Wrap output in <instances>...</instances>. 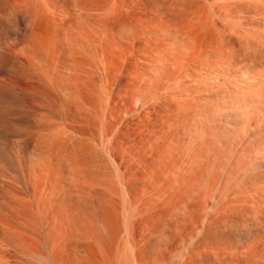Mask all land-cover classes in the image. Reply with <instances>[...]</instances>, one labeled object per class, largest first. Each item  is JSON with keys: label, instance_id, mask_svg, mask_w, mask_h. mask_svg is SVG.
Here are the masks:
<instances>
[{"label": "rangeland", "instance_id": "rangeland-1", "mask_svg": "<svg viewBox=\"0 0 264 264\" xmlns=\"http://www.w3.org/2000/svg\"><path fill=\"white\" fill-rule=\"evenodd\" d=\"M55 1L57 3L58 0H52V3H53L52 5L54 6L55 9L57 7V10H58L62 6V2L60 3V1H59L56 4ZM157 1H155L153 3V6H152V10L154 13V14L152 13L154 27H155V25L157 27V26H160L161 24L166 23V20H164V18H166V15L168 13L170 15L171 14L179 15L181 12H182L181 14H183L184 9H185L184 12H187V13H189L188 11L191 10L190 11L191 13H193V11H194L193 14L200 13L199 15H201L202 17H204V18L207 17L205 20L207 21L208 25L210 23H211L210 25H213V26H211V29H212L211 32L214 35V36H212V35L211 36L213 38H215L216 35H217V37L219 36L218 38H220V37L223 38V36H221V35H224V43H223V46L221 44V48H224L225 50L222 49L221 50L222 52H220L221 53L220 55L215 54V55H213L214 57L212 56L213 58L209 57L211 59V61L209 58H207L205 61L204 60L199 61V63L198 62H196V63L191 62L192 63L191 64V63H188L186 60H184V56L182 54V49L180 48L181 47L180 41H177L176 39L174 40V38H172L171 36H168V38H167L166 35H168L169 33L164 34V35L155 33L156 36L154 35L153 38L156 40H155V42L153 41V44L154 43L155 44L152 46V49H153L152 52L153 53L151 52V55H150L151 56V62H150V66H149L150 69L149 70H146L145 65H144L145 64L144 62H146V61L143 58L144 53H141V50H143V49L139 48V50H137V51L138 52L140 51V52L138 53L136 51L137 53L135 52L133 54L136 59L131 63L130 72L132 74H134V76L140 77L139 78L140 82L141 81L145 82L143 84L140 83L139 89L141 91L138 90V93H137L138 95H136L134 99H131L128 102L126 101V102L120 103V105L122 107L119 105L118 109H113V107H111L112 106L111 100L108 98V94H109L108 92L109 91H108L107 84L105 85V83H106L105 77H101V78L99 77L96 80V83H97V84L95 83L96 84V91L98 93H97V96H94L95 98H93L94 100L92 101V105H91V107H93L92 110H93L94 114L96 115V117L94 114H92L90 116V119H89L90 123H92V121H91L92 118H94V120H93V125L91 124L92 127L91 126L86 127L88 130L86 128L84 129V126H86V125H84V126L81 125L80 127L82 129L77 128L75 124H73L74 125L73 126L72 123L70 122V117L66 116V112L64 111V109L60 108L57 105H54V106L48 108L46 111L45 110H39V111L33 110V109L28 108L27 106L24 107V105H28V103L21 100L20 96H17L18 95L17 91H14L12 93V90H10V88L7 89L6 87H4L5 84H3V87H2V84H1L2 88L0 90V93H1L0 98L2 97L1 98L2 100L0 99V108H1L0 109V264H21V263H23V264H54L52 262L53 259H52L51 248H50L51 247V239L54 237V234H52L53 232L51 230L52 226H50L52 224L48 223L50 225H48V224L45 225L44 223H42L40 218L37 217L40 215V214H38L37 211H40V210L45 211L46 210V214H47V212L50 210L51 207H53V205L56 207L60 206L59 209H64V207H63L64 205H62V200L64 201L66 199L63 197L62 194H63V191L65 190L66 186H69L72 188V185H73V187H75V185H77V186L80 185L79 187L84 186L83 188H86V190H91V191H86V192H88L86 194L89 195V196L86 195L87 196V203H89L88 207H90L92 205L91 209L94 208V210H95L97 203L103 204V202H104V204L108 205V207H111L112 209L114 208L113 209L114 213L116 212V209H117V211L119 210L115 214L116 217L118 216L117 218L120 220L117 238L112 239L110 237V234L108 233L107 229L105 230L102 225L99 227L97 226V230L99 232V235H101V237L104 236L103 239L105 238L104 240H107L106 242H108V245H110L109 247L112 250L111 252H112L113 256H111L109 264H116L117 262H118L117 264H124V261H125V264H136V259L138 258L139 255H142L141 256L142 257L141 264H146V263L147 264H154V263L155 264H184V263L185 264H223V263L224 264L225 263L226 264H234L233 259L234 260L239 259L240 260L239 264H260L259 262H261V261L264 262L263 261L264 260V236H263L264 235V228H263L264 227V225H263L264 224V207L261 206V205H264V198H263L264 197V194H263L264 193V105H263L264 102H260V104H259L256 101L258 97L259 98L261 97V99L264 97V95H262V94H264V89H263L264 84H262L261 80H260V79H262V78H260V74H261L262 70L260 69L261 71L258 72V71H254V69L252 70V68H250L252 66L249 63H251V60L253 59V54L251 52H248V51L241 49V47H240L241 45H239V42L241 40H238V39H241V37L238 38L236 36L238 38L237 39L238 44H237L236 40H235L236 37L234 36L235 33H236V35L239 33L240 34V35L238 34L239 36L246 34L245 36H248V38L251 37L250 42L254 43V40L256 43L259 42V39H260L259 33L261 32V28H263V26H264V21H263L264 12H262V11H264V7H263L264 3L263 4H260V3L264 2V0H262V2H260L261 0H258L259 4L257 6H256V4L258 3L257 0H247V1L241 0V2H240V0H200V1L197 0L198 2H196V0L195 1L191 0L192 2L190 0H181V2H178L180 0H178V1L177 0H174V1L173 0H165L164 2L161 0L162 4L159 3V1L158 2ZM166 1H167V3L170 1L169 4L171 6L170 5L168 6V4L165 3ZM12 2H16V1L15 0H3V1L0 0V58H1L0 59V83L4 82V83H8L9 85L11 83V82L10 83L8 82L9 79H12L14 77L12 66H14L13 68H15V66L18 64V63L17 64L11 63V60H12V62L17 61V59L15 60V55L23 53V50L25 49L24 47H26V43H24V39H25V42H27V40H26L27 36L25 37L26 32H27V30H26L27 21L24 18L22 19L21 16L20 17L17 16V14L15 13V10L13 9L14 8L13 6L15 3L12 4ZM194 2L198 3L199 7H197L198 4H196V3L194 4ZM206 2H207V4H206ZM158 3H159V5H158ZM178 3H180V4H178ZM254 3H256V4H254ZM164 4L166 6H164ZM172 4H175V5H172ZM252 4L255 8L252 6ZM203 5H204V7L206 6L205 9H204ZM245 5H248V7ZM261 5H263V6H261ZM167 6H168V8H167ZM173 6L174 7L176 6V7L174 8ZM194 6H195V8L197 7L198 10H197V8L194 9ZM249 6L253 7V8H250ZM245 7H247V8H245ZM187 8H188V10H186ZM190 8H192V9H190ZM200 8L202 9V10H200V11H202V13L199 11ZM207 8L209 9V12L212 11L213 16H212L211 12L210 13L208 12ZM167 9H168V11L169 10L170 11L168 12ZM173 9H174V11H173ZM176 10H178V11H176ZM180 10H181V12L179 13ZM257 10L260 12H255ZM174 12H176V13H174ZM224 12L226 14L227 13L228 14L225 15ZM160 13H162L163 15ZM164 13H165V15H164ZM239 13H240V15H239ZM223 14L225 15V17ZM262 14H263V16H262ZM258 15L262 16V19ZM209 17H211L213 20H211V18L208 19ZM257 17H259V19ZM225 18L227 19V21ZM166 19L168 21V23H166V24H168L170 26V28H168V30L169 29H170V31L174 30V28L172 27L173 22H171L169 20V18H166ZM207 19L211 20V21L208 22ZM217 19H218V21H217ZM231 22H233V23H231ZM235 22H237V23H235ZM262 23H263V26H262ZM231 24H233V26H231ZM225 25H227V26H225ZM218 26H219V28H218ZM214 27H215V29H214ZM227 27L232 33L227 29ZM213 30L216 31V34H214L215 31H213ZM242 30H243V32L245 30L246 31L244 33H241ZM23 32L25 33V35ZM217 32H218V34H217ZM228 33L230 34V36ZM232 34H234V35L231 36ZM253 34H256V35L259 34V35L257 37L256 35H253ZM162 35L167 38V41L164 40L166 38H164V39L162 38L163 37ZM159 36L161 38H159ZM244 38L245 37H243V39ZM248 38H246V39H248ZM161 39H162V41H160ZM243 39H242V41H243ZM158 40H159V43L157 42ZM173 40L175 43L172 42ZM163 42H165V43H163ZM176 42H178V43H176ZM260 42H262V40ZM171 44H172V46H171ZM238 45H239L240 49L238 48ZM161 48H162V50H161ZM156 49H158V50H156ZM235 50H237V51H235ZM226 51H227V53H226ZM222 53H223V55H222ZM228 53L230 55L232 53V55L230 56ZM162 54H163V56H162ZM233 55H234V57H233ZM219 56H221V57H219ZM17 57H19V55ZM156 57H158V58H156ZM247 57H249V58H247ZM219 58H221V61ZM223 58H225V59H223ZM214 59H217V61L216 60L214 61ZM222 59L225 60L224 61L225 64L222 62ZM249 59H250V61H249ZM186 62H187V64H186ZM39 65L41 66L42 64L38 63L37 66H39ZM216 65H217V67H216ZM221 66H223V67H221ZM241 66H242V68H241ZM218 67H219V69H218ZM249 69H251V70H249ZM256 70H258V69H256ZM226 71H227V73H226ZM210 72L212 75L210 74ZM240 72L241 73L243 72V74H247L248 76L246 75V77H249L250 76L249 73H250L251 74V77H249L250 79H247L246 77L243 78L242 77L243 75L241 74L242 75L241 76ZM257 72H258L259 76H258V74H256ZM238 75H240L241 77ZM255 78H257L258 80ZM209 79H210L211 83L209 82ZM1 81H3V82H1ZM203 82H204V84H203ZM208 82H209V84H208ZM11 84L13 86V83H11ZM141 85H142V87H141ZM102 87L105 90V92L102 89ZM178 94L180 95V97ZM214 94H216V95H214ZM256 94H258L259 96ZM253 95H256L258 97L256 98V96H253ZM17 97L19 98V100ZM175 97H176V99H175ZM137 98H138V101H137V104H135L134 102H135V99H137ZM107 99H108V101H107ZM140 99H141V101H140ZM142 99H143V101H142ZM104 101H106V103ZM261 101H264V99H262ZM21 102H22V104H21ZM174 102H175V104H174ZM179 102L180 103L182 102V103L180 104ZM169 104H171V105L169 106ZM177 104H179V105L177 106ZM261 104L263 105L262 106L263 108L260 106ZM96 108H97V110H96ZM109 110H111V112H109ZM98 112H99V114H98ZM22 114H24V115L22 116ZM129 114H130V116H129ZM39 115H40V117H39ZM42 115H44V116H42ZM25 116H27L29 119L26 118ZM123 116H124V118H123ZM145 116H146V118H145ZM48 118L52 119V124H51V121L48 120ZM26 119L28 120V122ZM57 119L58 120L60 119V120L58 121ZM101 119H103V120H101ZM99 120H101V121H99ZM43 121H44V123H48V124L45 125L43 123ZM95 123H96V125H95ZM36 124L38 125V127L36 126ZM49 125H51V126H49ZM58 125H60L61 129H58L55 132L54 128H52V127L58 128V127H56ZM71 125L75 129L72 128ZM113 125H115V126H113ZM44 126L46 127V129ZM39 128L42 130L40 131ZM76 128L79 129V131ZM49 129H50L51 133L54 132L56 134L52 133L53 134L52 135L51 133H49L50 132ZM32 130H34V131H32ZM44 130L49 131V132L47 133L45 131L46 132L45 133ZM52 130H54V131H52ZM82 130H84V131H82ZM67 131H69V133ZM21 132H22V134H21ZM60 132H62V133H60ZM63 132L65 135L66 134H68V135L65 136L63 134ZM33 133H34V135H33ZM43 133H45V136H48V137L53 136L54 138H56L57 141H59L62 138L58 142V143L61 142L60 143L61 145L60 144H58V145H60V149H61L60 152H63L64 154L60 153L59 156L61 155V158L63 159L64 155L66 156L68 154V151H69L70 154L72 153L75 155L74 156L75 158H73L71 160H74V159L75 160L69 161L68 158H69L70 154H68V156L66 157L67 160H64L63 163H59L60 161L59 162L58 161L53 162L51 169L49 170L48 174L47 173L40 174L38 172L39 169L37 170L38 165L36 164L38 159L36 157L37 160L36 159L34 160L35 156L33 154L35 152V150H34V147L36 144L35 142L41 140V136H42V138H44ZM36 134H39V135H36ZM103 134H104V136H103ZM32 135L35 136L36 141H35L34 137H32ZM56 135H58V137H59L58 139H57ZM69 135L70 136L73 135V136L70 137ZM111 135H113V136H111ZM76 136H77V139L81 138V137L83 139L77 140ZM95 136H97V137H95ZM37 137H39V138H37ZM108 137L109 138L111 137V138L109 139ZM66 138H68L67 140L70 141V142L68 141L69 143L67 142V144L65 141ZM63 139H64V141H63ZM84 139L86 141L87 140L90 141V143H93L94 146H96V144L98 146L94 147L93 144L91 145V144L87 143L88 141L86 142ZM99 139H101V141ZM104 139L106 140V142ZM20 140H21V142H20ZM57 141H56V143H57ZM76 141L79 143V145L76 143ZM15 142H16V144H15ZM63 142H65V143H63ZM72 142H75V145H77V149H76V146L74 145V143H72ZM85 142L88 144V146H90L89 148L87 147V144H85V145L82 144ZM64 144L66 145V147ZM104 144H105V146H104ZM31 145L34 147H32ZM92 146H93V148H92ZM67 147H68V149H67ZM84 147L86 149H84ZM31 148H33V149H31ZM62 148H64V150H62ZM79 149L81 151V154H79L80 152L77 153L79 151ZM89 149H91L92 152H91V150L89 151ZM93 149H94V151H93ZM96 150L97 151L99 150V152H98L99 154L97 153ZM100 150H101V152H100ZM64 151H66V154ZM84 151H85V153H84ZM62 154H63V156H62ZM85 154H87V155H85ZM92 154H94L95 156ZM80 155L83 156L82 159L81 158L77 159V157H81ZM98 155H99V157H98ZM106 156H108V157L105 158ZM72 157L70 156V158H72ZM90 157H92L94 159H92ZM101 158H103V159L105 158L106 160L105 159L103 160ZM80 159H81V161H80ZM107 159L108 160L111 159L110 160L111 163L108 162ZM84 161L86 163H84ZM88 161H89V163H88ZM103 161H105L104 164H103ZM39 162H40V159H39ZM79 162H81L82 165L79 164ZM112 162L115 164V166H114V164L112 165ZM73 163H75V164H73ZM106 163H108V164L106 165ZM69 164H70V166H69ZM110 164H111V166H110ZM102 165H104V166H102ZM182 165H183V167H182ZM195 165H197V166H195ZM72 166L73 167L75 166L76 168L79 167V169L76 170V168L74 169ZM92 166L94 169L92 168ZM187 166H188V168H187ZM70 167H72V168H70ZM114 167H116V168H114ZM100 168L103 171L100 170ZM111 168H113V169H111ZM68 169H70L71 171H69ZM114 169H115V171H114ZM116 170H117V172H116ZM107 171H108V173H107ZM166 171H167V173H166ZM185 171H187V172H185ZM82 172H83V174H82ZM189 172H190V174H188ZM72 174H75V175H72ZM79 174H80V176H79ZM170 174H172V175H170ZM175 174H176V176H175ZM81 175H82V178H81ZM89 175H90V177H89ZM166 175H168V176L166 177ZM15 176H17V177H15ZM113 176H114V178H113ZM147 176H148V178H147ZM40 177H42V179H40ZM83 177H85V178H83ZM91 177H93V178H91ZM74 178H76V179H74ZM104 178L106 179V181ZM183 178H184V180H183ZM70 179H71V181H70ZM107 179H112V181L109 180V182H108ZM142 179H144V180H142ZM177 179H179V180H177ZM187 179H190V180H187ZM80 180L84 184L78 182ZM163 180H164V182H163ZM97 182L100 184V186H99V184H96ZM105 182H107L108 184L112 183L111 185L114 187H112L110 185L111 187L109 186V189L110 188L113 189L112 192H115L116 196L114 195V193H112V195L108 193V191H107L108 190V188H107L108 184H106ZM187 182L189 183L188 185H187ZM155 183H157V184H155ZM195 183H197V184H195ZM202 183H203V185H202ZM223 183L225 185H223ZM85 184L88 186H86ZM101 184L102 185L104 184L103 186H105V187L107 185V187L104 188ZM152 184H154V185H152ZM236 184H237V186H236ZM92 185H93V188L96 185L95 186L96 188H97V186H99L100 188L103 187L105 190L102 188L101 189L102 192H100L101 194L99 193V191L97 193V190L99 188H97V189L95 188L92 190V187L89 188V186H92ZM116 185H118V187ZM167 185L169 188H167ZM186 186H188V187L185 188ZM204 186L206 189L204 188ZM223 186H225L224 189H223ZM120 187L122 189H120ZM152 187H154V188H152ZM163 188L164 189L166 188V189L164 190ZM208 188H210V190ZM213 189H214V192H213ZM239 189H240V191H239ZM18 190H20V191L18 192ZM116 190H118V191L116 192ZM121 190H123V191H121ZM159 190H160V192H159ZM92 191H94V192H92ZM103 191H104V193H103ZM163 191H165V192H163ZM208 191H210V193ZM107 193H108V195H107ZM120 193L122 194L123 197H120ZM249 193L250 194L252 193V194L250 195ZM11 194H12V196H11ZM150 194H152V195H150ZM15 195H17L16 196L17 199H20L21 201L20 200L17 201ZM110 195L113 197H110ZM178 195H179V197H178ZM223 195H225L224 198H223ZM234 195H236V197ZM242 195H244V196H242ZM95 196L96 197L98 196V200L95 199L96 198ZM157 196H158V198H157ZM21 197H22V199H21ZM100 197H101V199H100ZM206 197H207V199H206ZM217 197H218V199H217ZM12 198H15V199H12ZM117 198L119 200H117ZM160 198H162V199L160 200ZM89 199L91 200L90 201L91 203L89 202ZM27 200H29V201L27 202ZM94 200H97V203ZM122 200H123V203H122ZM146 200H148V201H146ZM2 201H3V203H2ZM70 201L71 202L69 203V205H70V207H72L73 210L76 209V208H74L76 206H77V209L79 207L81 208V206H80L81 203L76 201V199H72ZM98 201H100V202H98ZM164 201L166 203H164ZM109 202H110V204H109ZM152 202H153V204H152ZM205 202H206V204H205ZM16 203H18L19 205H17ZM117 203H119V204H117ZM183 203H184V205H183ZM235 203L241 204V205H237ZM233 204H234V206H233ZM258 204H260V206H258ZM252 205H253V207H251ZM122 206H124L123 209H122ZM247 206H249V207H247ZM130 207L133 210V212L131 211ZM17 208H19V209H17ZM33 208H34V210H33ZM38 209H40V210H38ZM204 209H205V212H204ZM259 209H261V210H259ZM123 210H125V211L123 212ZM208 210H210L211 212ZM253 210L255 212L254 214H253ZM121 211H122V213H121ZM127 211H128V213H127ZM136 211H137V213H136ZM256 213H259V214H256ZM251 214H253V215H251ZM261 214L263 216H261ZM123 215L124 216L126 215V216L124 217ZM128 215H130V216H128ZM258 215H260V216H258ZM128 217H130V218H128ZM167 217H168V219H167ZM35 218H36V220H35ZM12 219H13V221H12ZM29 219H30V221H35V222L31 223V225H30ZM123 219H124V222L122 221ZM257 219H259V220H257ZM121 224H123V225H121ZM151 224H153V225H151ZM194 224H195V227H194ZM124 225H126V226H124ZM168 225L170 228L167 227ZM127 226H128V228H127ZM99 228H101V229H99ZM125 229L127 232L125 231ZM165 229H167V230H165ZM214 229H216V230H214ZM31 230H33L32 231L33 234L31 232ZM160 230H161V232H160ZM201 230H202V232L200 233ZM247 231H248V233H247ZM157 233H158V235H157ZM123 234H125V235H123ZM17 236H20V237H17ZM125 236H126V239H125ZM163 236H164V238H163ZM32 238L33 239L36 238V240L35 239L32 240ZM156 238L157 239L160 238V239L157 240ZM191 238H192V240L194 239L193 242H192ZM248 238H249V240H248ZM124 239L127 241H125ZM23 240H24V242H23ZM252 241H253V243H252ZM116 242H118V243H116ZM189 243H191V244L189 245ZM17 244H19L20 247ZM126 245L127 246L129 245L128 247L130 250L128 249V247ZM125 246H126V251H125V249H123V248H125ZM224 246H226V247H224ZM121 247H123V248L121 249ZM153 247L156 249H154ZM253 247H255V248H253ZM29 248L30 249L32 248L31 251ZM119 248L122 251L119 250ZM131 248L133 251L131 250ZM141 248H143V249H141ZM32 250H33V252H32ZM209 250H211L212 253ZM130 251L132 254L130 253ZM141 251H143V252H141ZM18 252H19V254H18ZM120 253H121V255H120ZM245 253H246V255H245ZM22 254H24V255H22ZM26 254L28 257L26 256ZM31 254L34 256H30ZM239 254L242 255V258ZM39 255H40V258H39ZM122 255H123V257H122ZM252 255H253V258L250 257ZM41 256H43L44 258ZM194 256H196V257L194 258ZM221 256H224V258L222 257V259L224 261H222ZM245 256H246V258H245ZM118 257H119V260H118ZM216 257H218V258H216ZM226 257H229V258H226ZM29 258H31V259H29ZM64 258L65 257H63L62 260L65 262ZM115 258H116V261H115ZM244 258L246 261H244ZM228 259H230V260H228ZM231 259H232V261H231ZM17 260H19V261H17ZM49 260H51V261H49ZM218 261H220V262H218ZM262 262H261V264H262ZM67 263H68V261H67Z\"/></svg>", "mask_w": 264, "mask_h": 264}, {"label": "bare ground", "instance_id": "bare-ground-1", "mask_svg": "<svg viewBox=\"0 0 264 264\" xmlns=\"http://www.w3.org/2000/svg\"><path fill=\"white\" fill-rule=\"evenodd\" d=\"M3 1V0H2ZM16 2H12L15 3L14 4V10L15 13L17 14V16H21L22 19H26L27 21V27H26V40L27 42H25L24 39V43H26V47H24L25 49L23 50L22 54H18L19 57H17L18 55H15V60L17 59L16 62H12L11 63H18L15 68H13L14 66H12L13 69V73H14V77L12 79H9V83H0V90L3 87H6L7 89L10 88V90H12V93L14 91H17V96L21 97V100H23L24 102L28 103V105H24L27 106L30 109L33 110H47L48 108L57 105L60 108L64 109V111L66 112V116L70 117V122L76 125L77 128H81V125H86L84 126V129L87 126H91V124L93 125V120L94 118H92V123H90V116L92 114H94L93 112V107H91L92 105V101L94 100L93 98H95L94 96H97V91H96V80L100 77H105L106 79V83L108 86V98L111 100V107H113V109H118L120 103L123 102H128L131 99H134L136 95H138V90L141 91L140 88V83L143 84L145 83L144 81L140 82L138 76H134V74H132L130 72V66L131 63L136 59L134 57V53L139 50V48L143 49L141 50V53H144V59L146 62H144L145 64V68L146 70H149V66H150V62H151V52H152V46L155 44H153V41L155 42L156 39L153 38V36L155 35V33L158 34H168L166 35V37L168 38V36H171L172 38H174V40L176 39L177 41H180L181 43V49H182V54L184 56V60H186L188 63L191 62H198L199 61H205L207 58H211L213 55L218 54L220 55L222 52L221 50H225L224 48H221V44L223 46L224 43V35L223 38H218L217 35L215 38H213L212 36H214L211 32V26L213 25H208L207 21L205 20L206 18L202 17L201 15L198 14H193L190 11L184 12L183 10V14H181V10L179 11V15H173V14H167L166 18H169V20L172 23V27L174 28V30L170 31V29L168 30V28H170V26L166 23H168L167 19L164 18V20H166V23L161 24L160 26L153 24V10H152V6L153 3L157 0H58L57 3L60 1V3L62 2V6L57 10L54 8V6L52 5V0H15ZM159 3L162 4V1L164 2L165 0H158ZM157 1V2H158ZM161 1V2H160ZM174 1V0H173ZM178 1V0H177ZM191 1V0H190ZM195 1V0H193ZM200 1V0H199ZM247 1V0H245ZM258 1V0H257ZM170 2V1H169ZM169 2L167 3V1L165 3L168 4V6L170 5ZM176 2V1H175ZM174 2V3H175ZM178 2H181L178 1ZM192 2V1H191ZM196 2H198L196 0ZM194 2V4L196 3ZM214 2V1H213ZM227 2V1H226ZM230 2V1H229ZM228 2V3H229ZM241 2V0H240ZM254 2V1H253ZM252 2V3H253ZM262 2V0L260 1ZM56 3V1H55ZM56 3V4H57ZM158 3V5H159ZM188 3V2H187ZM205 3V2H204ZM203 3V4H204ZM211 3V2H210ZM216 3V2H215ZM223 3V2H222ZM236 3V2H235ZM264 2L260 3L263 4ZM180 4V3H178ZM190 4V3H189ZM198 4V3H196ZM201 4V3H200ZM207 4V2H206ZM212 4V3H211ZM233 4V3H232ZM247 4V3H246ZM249 4V3H248ZM256 4V3H254ZM259 4H256V6ZM157 5V6H158ZM175 5V4H172ZM192 5V4H191ZM225 5V4H224ZM227 5V4H226ZM250 5V4H249ZM164 6H166L164 4ZM167 6V8H168ZM171 6V5H170ZM188 6V5H187ZM190 6V5H189ZM214 6V5H213ZM236 6V5H235ZM244 6V5H243ZM248 7V5H245ZM253 6V4H252ZM263 6V5H261ZM162 7V6H161ZM174 7V6H173ZM176 7V6H175ZM174 7V8H175ZM191 7V6H190ZM193 7V6H192ZM199 7V4L198 6ZM196 7V8H197ZM204 7V5H203ZM206 7V6H205ZM204 7V9H205ZM210 7V6H209ZM222 7V6H221ZM227 7V6H226ZM229 7V6H228ZM232 7V6H231ZM237 7V6H236ZM245 7V8H247ZM250 7V6H249ZM254 7V6H253ZM250 7V8H253ZM264 7V6H263ZM163 8V7H162ZM178 8V7H177ZM180 8V7H179ZM186 8V7H185ZM194 6V9H196ZM230 8V7H229ZM234 8V7H233ZM255 8V7H254ZM172 9V8H171ZM182 9V8H181ZM192 9V8H190ZM220 9V8H219ZM227 9V8H226ZM235 9V8H234ZM160 10V9H159ZM163 10V9H162ZM188 10V8L186 9ZM198 10V8H197ZM202 10L201 8L199 9V11ZM208 12L209 9L207 8ZM224 10V9H223ZM229 10V9H228ZM254 10V9H253ZM256 10V9H255ZM259 10V9H258ZM255 11V12H260V11ZM12 11V10H11ZM152 11V12H151ZM165 11V10H164ZM168 11V9H167ZM166 11V12H167ZM170 11V10H169ZM168 11V12H169ZM174 11V9H173ZM178 11V10H176ZM243 11V10H242ZM155 12V11H154ZM172 12V11H171ZM202 13V11H200ZM207 12V11H206ZM212 14V11H210ZM209 12V13H210ZM217 12V11H216ZM223 12V11H222ZM233 12V11H232ZM241 12V11H240ZM264 12V11H262ZM11 13V12H10ZM14 13V12H13ZM163 13V12H162ZM160 13V14H162ZM173 13V12H172ZM176 13V12H174ZM204 13V12H203ZM230 13V12H229ZM9 14V13H8ZM154 14V13H153ZM156 14V13H155ZM205 14V13H204ZM203 14V15H204ZM225 15H227L224 12ZM223 14V15H224ZM231 14V13H230ZM157 15V14H156ZM163 15V14H162ZM165 15V13H164ZM224 15V17H225ZM240 15V13H239ZM238 15V16H239ZM161 16V15H160ZM205 16V15H204ZM211 16V15H210ZM213 16V14H212ZM211 16V17H212ZM248 16V15H247ZM260 16V15H258ZM263 16V14H262ZM262 16L261 19H262ZM15 17V16H14ZM158 17V16H157ZM165 17V16H164ZM211 17H209L208 19H210ZM241 17V16H240ZM239 17V18H240ZM254 17V16H253ZM252 17V18H253ZM215 18V17H214ZM227 18V17H226ZM225 18V19H226ZM259 19V17H257ZM15 19V18H14ZM157 19V18H156ZM207 19V20H208ZM216 19V18H215ZM224 19V18H223ZM228 19V18H227ZM226 19V21H227ZM251 19V18H250ZM161 20V19H160ZM211 20H213L211 18ZM211 20H208L211 21ZM234 20V19H233ZM238 20V19H237ZM169 21V22H170ZM218 21V19H217ZM225 21V22H226ZM239 21V20H238ZM243 21V20H242ZM262 21V20H261ZM264 21V19H263ZM162 22V21H161ZM164 22V21H163ZM170 22V23H171ZM220 22V21H219ZM224 22V21H223ZM156 23V22H155ZM169 23V24H170ZM233 23V22H231ZM237 23V22H235ZM247 23V22H246ZM14 24V23H13ZM213 24V23H212ZM220 24V23H219ZM240 24V23H239ZM261 24V23H260ZM168 25V26H167ZM221 25V24H220ZM236 25V24H235ZM227 26V25H225ZM231 26H233V24H231ZM249 26V25H248ZM263 26V23H262ZM171 27V28H172ZM235 27V26H234ZM240 27V26H239ZM246 27V26H245ZM17 28V27H16ZM172 28V29H173ZM213 28V27H212ZM219 28V26H218ZM243 28V27H242ZM241 28V29H242ZM247 28V27H246ZM254 28V27H253ZM256 28V27H255ZM215 29V27H214ZM228 29V27H227ZM234 29V28H233ZM245 29V28H244ZM223 30V29H222ZM229 30V29H228ZM227 30V31H228ZM248 30V29H247ZM250 30V29H249ZM253 30V29H252ZM169 31V32H168ZM215 31V30H213ZM220 31V30H219ZM230 31V30H229ZM246 31V30H245ZM244 31V32H245ZM231 32V31H230ZM243 30L241 33H244ZM251 32V31H250ZM258 32V31H257ZM214 33V32H213ZM224 33V32H223ZM232 33V32H231ZM247 33V32H246ZM249 33V32H248ZM254 33V32H253ZM256 33V32H255ZM216 34V31L215 33ZM218 34V32H217ZM229 34V33H228ZM239 34V33H238ZM235 35L232 34L231 36H237L238 38L241 37V39H238L237 37L235 38L236 43L237 39L241 40L243 39V37H245L243 39V41L239 42V45H241V49L251 52L253 54V59L251 60V63H249L252 67V70L254 69V71H261L260 74V79L261 83L264 84V26L263 28H261V32L260 34V39L259 42L262 40V42H258L256 43L254 40L253 42H250V38H248V36H245L244 34L239 36V35ZM252 34V33H251ZM259 34H253L256 35L258 37ZM23 35V34H22ZM162 35V36H163ZM212 35V36H211ZM156 36V35H155ZM230 36V34H229ZM243 36V37H242ZM165 36H163L162 38H166ZM159 38H161L159 36ZM167 38L164 39L167 41ZM227 38V37H226ZM231 38V37H230ZM233 38V37H232ZM248 38V39H246ZM154 39V40H153ZM258 39V38H257ZM174 40L172 42H174ZM223 42H222V41ZM226 40V39H225ZM15 41V40H14ZM162 41V39L160 40ZM165 41V42H166ZM171 41V40H170ZM169 41V42H170ZM228 41V40H227ZM159 43V40L157 41ZM163 42V43H165ZM235 42V41H234ZM161 43V42H160ZM175 43V42H174ZM178 43V42H176ZM179 43V44H180ZM227 44V43H226ZM225 45V44H224ZM238 45V48H239ZM166 46V45H165ZM172 46V44H171ZM176 46V45H175ZM179 46V45H178ZM228 46V45H227ZM177 47V46H176ZM165 48V47H164ZM229 48V47H228ZM232 48V47H231ZM166 49V48H165ZM164 49V50H165ZM240 49V48H239ZM22 50V49H21ZM20 50V51H21ZM155 50V49H154ZM158 50V49H156ZM162 50V48H161ZM169 51V50H168ZM172 51V50H171ZM231 51V50H230ZM237 51V50H235ZM241 51V50H240ZM138 52V51H137ZM136 52V53H137ZM140 52V51H139ZM138 52V53H139ZM158 52V51H157ZM153 53V52H152ZM166 53V52H165ZM227 53V51H226ZM225 53V54H226ZM233 53V52H232ZM231 53V55H232ZM240 53V52H239ZM243 53V52H242ZM247 53V52H246ZM250 53V54H251ZM15 54V53H14ZM174 54V53H173ZM172 54V55H173ZM224 54V55H225ZM229 54V53H228ZM138 55V54H137ZM140 55V54H139ZM153 55V54H152ZM223 55V53H222ZM230 55V54H229ZM230 55V56H231ZM10 56V55H9ZM14 56V55H13ZM142 56V55H141ZM163 56V54H162ZM226 56V55H225ZM248 56V55H247ZM140 57V56H139ZM214 57V56H213ZM212 57V58H213ZM221 57V56H219ZM234 57V55H233ZM242 57V56H241ZM6 58V57H5ZM141 58V57H140ZM158 58V57H156ZM183 58V57H182ZM209 58V59H210ZM229 58V57H228ZM249 58V57H247ZM1 59V58H0ZM139 59V58H138ZM137 59V60H138ZM221 61V58H219ZM225 59V58H223ZM222 59V62L224 63L225 60ZM234 59V58H233ZM14 60V61H15ZM217 61V59H214V61ZM231 60V59H230ZM246 60V59H245ZM142 61V60H141ZM140 61V62H141ZM167 61V60H166ZM211 61V59H210ZM213 61V62H214ZM219 61V60H218ZM219 61V62H220ZM228 61V60H227ZM226 61V62H227ZM232 61V60H231ZM250 61V59H249ZM186 62V64H187ZM229 62V61H228ZM234 62V61H233ZM246 62V61H245ZM10 63V62H9ZM39 64H42L41 66H37ZM221 63V62H220ZM184 64V63H183ZM192 64V63H191ZM206 64V63H205ZM216 64V63H215ZM225 64V63H224ZM228 64V63H227ZM230 64V63H229ZM246 64V63H245ZM248 64V63H247ZM15 65V64H14ZM142 65V64H141ZM180 65V64H179ZM178 65V66H179ZM195 65V64H194ZM211 65V64H210ZM5 66V65H4ZM201 66V65H200ZM206 66V65H205ZM237 66V65H236ZM247 66V65H246ZM245 66V67H246ZM196 67V66H195ZM211 67V66H210ZM217 67V65H216ZM223 67V66H221ZM230 67V66H229ZM240 67V66H239ZM4 68V67H3ZM11 68V67H10ZM172 68V67H171ZM206 68V67H205ZM226 68V67H225ZM242 68V66H241ZM11 69V70H12ZM15 69V70H14ZM179 69V68H178ZM200 69V68H199ZM219 69V67H218ZM221 69V68H220ZM223 69V68H222ZM229 69V68H228ZM234 69V68H233ZM258 69V70H256ZM261 69V70H260ZM4 70V69H3ZM8 70V69H7ZM227 70V69H226ZM241 70V69H240ZM246 70V69H245ZM251 70V69H249ZM183 71V70H182ZM224 71V70H223ZM247 71V70H246ZM10 72V71H9ZM143 72V71H142ZM178 72V71H177ZM218 72V71H217ZM248 72V71H247ZM246 72V73H247ZM250 72V71H249ZM258 72L256 74H258ZM149 73V72H148ZM227 73V71H226ZM239 73V72H238ZM146 74V73H145ZM179 74V73H178ZM195 74V73H194ZM211 74V72H210ZM225 74V73H224ZM229 74V73H228ZM243 76H242V75ZM176 75V74H175ZM212 75V74H211ZM223 75V74H222ZM240 75L244 78L246 77L247 74H243V72H240ZM238 75V76H240ZM245 75V76H244ZM249 77H251V74L249 73ZM255 75V74H254ZM2 76V75H1ZM198 76V75H197ZM196 76V77H197ZM206 76V75H205ZM216 76V75H215ZM232 76V75H231ZM240 76V77H241ZM248 76V75H247ZM259 76V74H258ZM211 77V76H210ZM237 77V76H236ZM249 77H246L247 79H250ZM254 77V76H253ZM201 78V77H200ZM245 78V79H246ZM253 79V78H252ZM257 79V78H255ZM141 80V79H140ZM144 80V79H143ZM180 80V79H179ZM192 80V79H191ZM195 80V79H194ZM206 80V79H205ZM258 80V79H257ZM204 81V80H203ZM250 81V80H249ZM105 82V81H104ZM209 82L211 83L210 79ZM208 82V84H209ZM213 82V81H212ZM251 82V81H250ZM96 83V84H95ZM177 83V82H176ZM190 83V82H189ZM193 83V82H192ZM201 83V82H200ZM2 84V87H1ZM8 84V85H7ZM194 84V83H193ZM204 84V82H203ZM229 84V83H228ZM236 84V83H235ZM104 85V86H105ZM176 85V84H175ZM192 85V84H191ZM211 85V84H210ZM172 86V85H171ZM186 86V85H185ZM200 86V85H199ZM213 86V85H212ZM142 87V85H141ZM5 89V88H4ZM103 89V87H102ZM264 89V88H263ZM104 90V89H103ZM178 90V89H177ZM233 90V89H232ZM6 91V90H5ZM146 91V90H145ZM101 92V91H100ZM103 92V91H102ZM105 92V90H104ZM165 92V91H164ZM261 92V91H260ZM168 93V92H167ZM187 93V92H186ZM216 93V92H215ZM1 94V93H0ZM103 94V93H102ZM262 94V93H261ZM148 95V94H147ZM173 95V94H172ZM179 95V94H178ZM190 95V94H189ZM210 95V94H209ZM216 95V94H214ZM258 95V94H256ZM253 95V96H256ZM264 95V94H262ZM261 95V96H262ZM5 96V95H4ZM99 96V95H98ZM106 96V95H105ZM140 96V95H139ZM188 96V95H187ZM206 96V95H205ZM259 96V95H258ZM256 96V98L258 97ZM8 97V96H7ZM107 97V96H106ZM141 97V96H140ZM180 97V95H179ZM190 97V96H189ZM2 98V97H1ZM0 98V99H1ZM18 98V97H17ZM99 98V97H98ZM102 98V97H101ZM139 98V97H138ZM138 98L135 99V104H137ZM14 99V98H13ZM149 99V98H148ZM168 99V98H167ZM176 99V97H175ZM174 99V100H175ZM179 99V98H178ZM184 99V98H183ZM212 99V98H211ZM264 99V97L262 98ZM261 97L257 98V102L260 104V102H264L261 101L262 100ZM2 100V99H1ZM19 100V98H18ZM173 100V99H172ZM192 100V99H191ZM108 101V99H107ZM141 101V99H140ZM143 101V99H142ZM181 101V100H180ZM253 101V100H252ZM12 102V101H11ZM23 102V103H24ZM95 102V101H94ZM106 103V101H104ZM20 103V102H19ZM146 103V102H145ZM171 103V102H170ZM180 103V102H179ZM182 103V102H181ZM180 103V104H181ZM187 103V102H186ZM201 103V102H200ZM22 104V102H21ZM175 104V102H174ZM189 104V103H188ZM15 105V104H14ZM134 105V104H133ZM171 104H169L170 106ZM179 104H177L178 106ZM264 105V103H263ZM262 104L260 105L261 107L263 106ZM94 106V105H93ZM121 106V105H120ZM124 106V105H123ZM135 106V105H134ZM182 106V105H181ZM185 106V105H184ZM8 107V106H7ZM122 107V106H121ZM260 107V108H261ZM107 108V107H106ZM140 108V107H139ZM177 108V107H176ZM263 108V107H262ZM1 109V108H0ZM66 109V110H65ZM161 109V108H160ZM192 109V108H191ZM23 110V109H22ZM56 110V109H55ZM97 110V108H96ZM106 110V109H105ZM199 110V109H198ZM24 111V110H23ZM63 111V110H62ZM113 111V110H112ZM119 111V110H118ZM43 112V111H42ZM58 112V111H57ZM97 112V111H96ZM109 112H111V110H109ZM185 112V111H184ZM108 113V112H107ZM26 114V113H25ZM36 114V113H35ZM41 114V113H40ZM46 114V113H45ZM97 114V113H96ZM99 114V112H98ZM97 114V115H98ZM113 114V113H112ZM118 114V113H117ZM24 114H22L23 116ZM95 115V114H94ZM146 115V114H145ZM44 116V115H42ZM107 116V115H106ZM130 116V114H129ZM26 118H28L27 116H25ZM36 117V116H35ZM40 117V115H39ZM94 117V116H93ZM96 117V115H95ZM101 117V116H100ZM188 117V116H187ZM191 117V116H190ZM44 118V117H43ZM47 118V117H46ZM121 118V117H120ZM124 118V116H123ZM126 118V117H125ZM146 118V116H145ZM176 118V117H175ZM197 118V117H196ZM29 119V118H28ZM37 119V118H36ZM45 119V118H44ZM157 119V118H156ZM27 120V119H26ZM38 120V119H37ZM36 120V121H37ZM48 120L51 121L52 124V119L48 118ZM58 120V119H57ZM60 120V119H59ZM58 120V121H59ZM96 120V119H95ZM103 120V119H101ZM99 120V121H101ZM147 120V119H146ZM199 120V119H198ZM25 121V120H24ZM32 121V120H31ZM30 121V122H31ZM40 121V120H39ZM38 121V122H39ZM97 121V120H96ZM98 121V122H99ZM121 121V120H120ZM132 121V120H131ZM28 122V120H27ZM49 122V121H48ZM103 122V121H102ZM114 122V121H113ZM130 122V121H129ZM166 122V121H165ZM44 123V121H43ZM54 123V122H53ZM100 123V122H99ZM139 123V122H138ZM145 123V122H144ZM183 123V122H182ZM29 124V123H28ZM45 125L48 123H44ZM109 124V123H108ZM115 124V123H114ZM121 124V123H120ZM56 125V124H55ZM68 125V124H67ZM71 125V126H72ZM78 125V126H77ZM96 125V123H95ZM98 125V124H97ZM34 126V125H33ZM36 126L38 127V125L36 124ZM51 126V125H49ZM63 126V125H62ZM74 126V125H73ZM72 126V128H74ZM115 126V125H113ZM120 126V125H119ZM45 127V126H44ZM58 128L52 127L54 128L55 132L60 128V125L56 126ZM92 127V126H91ZM100 127V126H99ZM174 127V126H173ZM51 128V127H50ZM76 128V129H77ZM101 128V127H100ZM106 128V127H105ZM117 128V127H116ZM40 129V128H39ZM46 129V127H45ZM75 129V128H74ZM82 129V128H81ZM87 129V128H86ZM90 129V128H89ZM99 129V128H98ZM107 129V128H106ZM139 129V128H138ZM42 129H40L41 131ZM48 130V129H47ZM52 130V131H54ZM65 130V129H64ZM63 130V131H64ZM73 130V129H72ZM79 131V129H77ZM88 130V129H87ZM102 130V129H101ZM34 131V130H32ZM46 130H44L45 132ZM50 131V129H49ZM49 131H46L47 133ZM66 131V130H65ZM71 131V130H70ZM84 131V130H82ZM81 131V132H82ZM115 131V130H114ZM28 132V131H27ZM45 132V133H46ZM69 133V131H67ZM91 132V131H90ZM100 132V131H99ZM36 133V132H35ZM41 133V132H40ZM45 133H43L44 138H42L41 136V140L36 141V138L33 133L32 137H34L35 139V147H34V160L37 157V162L36 164L38 165L37 170L39 169V173L40 174H44L49 172V170L51 169L52 163L55 161H60L59 163H63L64 160H67V156L68 154H70V152L68 151V154L64 157L63 159L61 158V155L59 156L61 149H60V143H58L62 138V136L60 137L61 139L59 141L56 140V138L52 137H48L45 136ZM51 133V131L49 132ZM54 133V132H52ZM51 133V134H52ZM62 133V132H60ZM71 133V132H70ZM73 133V132H72ZM87 133V132H86ZM183 133V132H182ZM22 134V132H21ZM28 134V133H27ZM42 134V133H41ZM56 134V133H54ZM64 134V132H63ZM79 134V133H78ZM92 134V133H91ZM99 134V133H98ZM110 134V133H109ZM114 134V133H113ZM30 135V134H29ZM39 135V134H36ZM48 135V134H47ZM53 135V134H52ZM62 135V134H61ZM65 135V134H64ZM68 134H66L65 136H67ZM80 135V134H79ZM86 135V134H85ZM100 135V134H99ZM98 135V136H99ZM26 136V135H25ZM24 136V137H25ZM70 136V135H69ZM73 135H71L70 137H72ZM104 136V134H103ZM107 136V135H106ZM113 136V135H111ZM139 136V135H138ZM57 139L59 138L58 135H56ZM97 137V136H95ZM125 137V136H124ZM18 138V137H17ZM28 138V137H27ZM39 138V137H37ZM64 138V137H63ZM92 138V137H91ZM105 138V137H104ZM109 138V137H108ZM111 138V137H110ZM109 138V139H110ZM68 138H66V144L69 140H67ZM77 139V136H76ZM79 139H83L78 138ZM86 139V138H85ZM84 139V140H85ZM93 139V138H92ZM106 139V138H105ZM104 139V140H105ZM23 140V139H22ZM97 140V139H96ZM101 141V139H99ZM57 141V143H56ZM64 141V139H63ZM72 141V140H71ZM74 141V140H73ZM82 141V140H81ZM86 141V140H85ZM88 141V140H87ZM86 141V142H87ZM123 141V140H122ZM21 142V140H20ZM25 142V141H24ZM70 142V141H69ZM68 142V143H69ZM82 143V144H93L90 143V141H88L87 143ZM95 142V141H94ZM99 142V141H98ZM106 142V140H105ZM108 142V141H107ZM138 142V141H137ZM33 143V142H32ZM65 143V142H63ZM75 145V142H72ZM76 143L79 145V143L76 141ZM143 143V142H142ZM16 144V142H15ZM23 144V143H22ZM60 144V145H58ZM81 144V143H80ZM102 144V143H101ZM63 145V144H62ZM65 145V144H64ZM108 145V144H107ZM76 149H77V145ZM81 146V145H80ZM94 146V144H93ZM92 146V148H93ZM96 146H98L96 144ZM94 146V147H96ZM105 146V144H104ZM144 146V145H143ZM149 146V145H148ZM62 147V146H61ZM66 147V145H65ZM71 147V146H70ZM74 147V146H73ZM79 147V146H78ZM86 147V146H85ZM84 147V149H86ZM87 147L89 148L90 146ZM127 147V146H126ZM27 148V147H26ZM87 148V149H88ZM104 148V147H103ZM144 148V147H143ZM33 149V148H31ZM68 149V147H67ZM71 149V148H70ZM75 149V150H76ZM81 149V148H80ZM77 152L79 154H81V151ZM111 149V148H110ZM149 149V148H148ZM171 149V148H170ZM62 150H64V148H62ZM91 149H89L90 151ZM138 150V149H137ZM145 150V149H144ZM168 150V149H167ZM33 151V150H32ZM72 151V150H71ZM83 151V150H82ZM86 151V150H85ZM84 151V153H85ZM88 151V150H87ZM88 151V152H89ZM94 151V149H93ZM97 151V150H96ZM95 151V152H96ZM182 151V150H181ZM66 154V151H64ZM73 152V151H72ZM92 152V150H91ZM99 152V150L97 151V153ZM101 152V150H100ZM107 152V151H106ZM124 152V151H123ZM168 152V151H167ZM166 152V153H167ZM74 153V152H73ZM87 153V152H86ZM135 153V152H134ZM160 153V152H159ZM173 153V152H172ZM64 154V153H63ZM62 154V156H63ZM88 154V153H87ZM85 154V155H87ZM99 154V153H98ZM108 154V153H107ZM23 155V154H22ZM77 155V154H76ZM83 155V154H82ZM94 155V154H92ZM104 155V154H103ZM70 156L72 158H70ZM74 154H70L68 160L69 161H74L71 160L74 157ZM81 156V155H80ZM91 156V155H90ZM95 156V155H94ZM149 156V155H148ZM20 157V156H19ZM77 157V156H76ZM83 156L81 157H77L82 159ZM87 157V156H86ZM93 157V156H92ZM90 157V158H92ZM99 157V155H98ZM108 156H106L105 158H107ZM89 158V157H88ZM104 158V159H105ZM40 159V162H39ZM76 159V160H77ZM80 159V161H81ZM94 159V158H92ZM96 159V158H95ZM103 159V158H101ZM103 159V160H104ZM178 159V158H177ZM193 159V158H192ZM26 160V159H25ZM33 160V159H32ZM106 160V159H105ZM108 160V159H107ZM111 160V159H110ZM110 160H108V162H110ZM155 160V159H154ZM185 160V159H184ZM90 161V160H89ZM88 161V163H89ZM95 161V160H94ZM130 161V160H129ZM183 161V160H182ZM67 162V161H66ZM121 162V161H120ZM68 163V162H67ZM72 163V162H71ZM78 163V162H77ZM84 163H86L84 161ZM105 163V161H103V164ZM111 163V162H110ZM56 164V163H55ZM75 164V163H73ZM79 164H81V162H79ZM96 164V163H95ZM101 164V163H100ZM108 163H106L107 165ZM114 163L112 162V165ZM120 164V163H119ZM138 164V163H137ZM196 164V163H195ZM58 165V164H57ZM72 165V164H71ZM77 165V164H76ZM82 165V164H81ZM105 165V166H106ZM36 166V165H35ZM62 166V165H61ZM70 166V164H69ZM91 166V165H90ZM98 166V165H97ZM104 166V165H102ZM111 166V164H110ZM115 166V164H114ZM138 166V165H137ZM197 166V165H195ZM73 167V166H72ZM70 167V168H72ZM78 167V166H77ZM82 167V166H81ZM80 167V168H81ZM87 167V166H86ZM108 167V166H107ZM148 167V166H147ZM166 167V166H165ZM179 167V166H178ZM183 167V165H182ZM181 167V168H182ZM199 167V166H198ZM62 168V167H61ZM65 168V167H64ZM69 168V167H68ZM74 169L76 168L75 166L73 167ZM84 168V167H83ZM93 168V166H92ZM99 168V167H98ZM103 168V167H102ZM110 168V167H109ZM116 168V167H114ZM188 168V166H187ZM59 169V168H58ZM79 169L76 168V170ZM91 169V168H90ZM89 169V170H90ZM94 169V168H93ZM105 169V168H104ZM113 169V168H111ZM152 169V168H151ZM69 171H71L70 169H68ZM73 170V169H72ZM97 170V169H96ZM100 170H102L100 168ZM123 170V169H122ZM173 170V169H172ZM184 170V169H183ZM190 170V169H189ZM84 171V170H83ZM95 171V170H94ZM103 171V170H102ZM115 171V169H114ZM119 171V170H118ZM125 171V170H124ZM132 171V170H131ZM143 171V170H142ZM176 171V170H175ZM180 171V170H179ZM191 171V170H190ZM195 171V170H194ZM117 172V170H116ZM115 172V173H116ZM144 172V171H143ZM149 172V171H148ZM187 172V171H185ZM193 172V171H192ZM71 173V172H70ZM81 173V172H80ZM89 173V172H88ZM102 173V172H101ZM108 173V171H107ZM111 173V172H110ZM121 173V172H120ZM145 173V172H144ZM147 173V172H146ZM151 173V172H150ZM167 173V171H166ZM39 174V175H40ZM46 174V175H47ZM83 174V172H82ZM86 174V173H85ZM97 174V173H96ZM152 174V173H151ZM179 174V173H178ZM181 174V173H180ZM190 174V172L188 173ZM187 174V175H188ZM33 175V174H32ZM75 175V174H72ZM71 175V176H72ZM87 175V174H86ZM113 175V174H112ZM119 175V174H118ZM149 175V174H148ZM165 175V174H164ZM172 175V174H170ZM184 175V174H183ZM80 176V174H79ZM106 176V175H105ZM168 175H166L167 177ZM174 176V175H173ZM176 176V174H175ZM17 177V176H15ZM43 177V176H42ZM42 177H40V179H42ZM90 177V175H89ZM88 177V178H89ZM100 177V176H99ZM192 177V176H191ZM21 178V177H20ZM71 178V177H70ZM82 178V175H81ZM85 178V177H83ZM93 178V177H91ZM109 178V177H108ZM114 178V176H113ZM112 178V179H113ZM130 178V177H129ZM148 178V176H147ZM176 178V177H175ZM220 178V177H219ZM235 178V177H234ZM76 179V178H74ZM73 179V180H74ZM101 179V178H100ZM105 179V178H104ZM112 179H107V181L109 182V180L112 181ZM132 179V178H131ZM166 179V178H165ZM217 179V178H216ZM28 180V179H27ZM78 180V179H77ZM85 180V179H84ZM102 180V179H101ZM144 180V179H142ZM141 180V181H142ZM179 180V179H177ZM182 180V179H181ZM184 180V178H183ZM190 180V179H187ZM205 180V179H204ZM24 181V180H23ZM71 181V179H70ZM106 181V179H105ZM121 181V180H120ZM137 181V180H136ZM193 181V180H192ZM198 181V180H197ZM221 181V180H220ZM226 181V180H225ZM80 183V181H78ZM77 182V183H78ZM89 182V181H88ZM91 182V181H90ZM117 182V181H116ZM122 182V181H121ZM164 182V180H163ZM181 182V181H180ZM186 182V181H185ZM213 182V181H212ZM232 182V181H231ZM41 183V182H40ZM44 183V182H43ZM93 183V182H92ZM102 183V182H101ZM104 183V182H103ZM106 184H108L107 182H105ZM114 183V182H113ZM118 183V182H117ZM116 183V184H117ZM161 183V182H160ZM167 183V182H166ZM191 183V182H190ZM194 183V182H193ZM216 183V182H215ZM228 183V182H227ZM10 184V183H9ZM48 184V183H47ZM84 184V183H82ZM81 184V185H82ZM88 184V183H87ZM96 184H99L98 182ZM112 184V183H111ZM111 184H108V187L106 185V187L108 188V193L112 195L113 189H109V186ZM140 184V183H139ZM157 184V183H155ZM189 183L187 182V185ZM197 184V183H195ZM194 184V185H195ZM15 185V184H14ZM13 185V186H14ZM49 185V184H48ZM86 185V184H85ZM89 185V184H88ZM86 185V186H88ZM102 185V184H101ZM104 185V184H103ZM102 185V186H103ZM120 185V184H119ZM122 185V184H121ZM143 185V184H142ZM154 185V184H152ZM175 185V184H174ZM192 185V184H191ZM203 185V183H202ZM210 185V184H209ZM223 185H225L223 183ZM227 185V184H226ZM11 186V185H10ZM77 185H75L76 187ZM80 186V185H79ZM77 186L76 188L73 187L72 188L69 186L65 187V190L63 191V197L66 200H62V205H64V209H59L60 206H54L50 208V210L47 212L46 214V210L44 211H37L38 214H40L39 217L40 220L42 221V223H44L45 225L48 223H51L52 226L51 230H52V234H54V237L51 239V254H52V259H53V263L54 264H109V261L111 259L112 255V250L110 249V245H108V242H106L107 240H104L101 235H99V232L97 230V226H103L104 229L108 231V233L110 234V237L112 239L117 238L118 236V231H119V223L120 220L116 217V213L119 211H117L114 213L113 209L111 207H108V205H105L104 202L103 204H98L97 200H98V196L95 198L97 200L96 201V211L93 209H91L92 205L90 207H88L87 203V196H89L88 192L86 191H91V190H86V188L83 187H79ZM96 186V185H95ZM93 185L89 186V188L92 187V190L95 189L96 187ZM100 186V184H99ZM97 186V188H99L97 190V193L99 191L102 192V188H106L105 186L103 187H99ZM112 186V185H111ZM110 186V187H111ZM118 187V185H116ZM145 186V185H144ZM158 186V185H157ZM184 186V185H183ZM212 186V185H211ZM237 186V184H236ZM2 187V186H1ZM114 187V186H112ZM123 187V186H122ZM132 187V186H131ZM142 187V186H141ZM164 187V186H163ZM188 186H186L185 188H187ZM201 187V186H200ZM225 186H223L224 189ZM227 187V186H226ZM260 187V186H259ZM13 188V187H12ZM44 188V187H43ZM71 188V189H70ZM96 188V189H97ZM103 188V189H104ZM154 188V187H152ZM151 188V189H152ZM167 188L168 185H167ZM171 188V187H170ZM205 188V186H204ZM214 188V187H213ZM217 188V187H216ZM257 188V187H256ZM116 189V188H115ZM120 189H122L120 187ZM119 189V190H120ZM136 189V188H135ZM142 189V188H141ZM162 189V188H161ZM164 189V188H163ZM166 189V188H165ZM164 189V190H165ZM206 189V188H205ZM204 189V190H205ZM210 190V188H208ZM227 189V188H226ZM53 190V189H52ZM101 190V191H100ZM105 190V189H104ZM197 190V189H196ZM199 190V189H198ZM216 190V189H215ZM7 191V190H6ZM20 190H18L19 192ZM96 191V190H95ZM118 190H116L117 192ZM123 191V190H121ZM129 191V190H128ZM143 191V190H142ZM185 191V190H184ZM190 191V190H189ZM188 191V192H189ZM206 191V190H205ZM221 191V190H220ZM240 191V189H239ZM247 191V190H246ZM257 191V190H256ZM47 192V191H46ZM94 192V191H92ZM148 192V191H147ZM160 192V190H159ZM165 192V191H163ZM195 192V191H194ZM210 193V191H208ZM214 192V189H213ZM224 192V191H223ZM251 192V191H250ZM3 193V192H2ZM22 193V192H21ZM54 193V192H53ZM91 193V192H90ZM104 193V191H103ZM106 193V192H105ZM107 193V195H108ZM125 193V192H124ZM123 193V194H124ZM162 193V192H161ZM202 193V192H201ZM206 193V192H205ZM241 193V192H240ZM101 194V193H100ZM119 194V193H118ZM136 194V193H135ZM158 194V193H157ZM160 194V193H159ZM173 194V193H172ZM188 194V193H187ZM194 194V193H193ZM199 194V193H198ZM213 194V193H212ZM226 194V193H225ZM250 194V193H249ZM248 194V195H249ZM252 194V193H251ZM250 194V195H251ZM256 194V193H255ZM264 194V193H263ZM26 195V194H25ZM87 195V196H86ZM110 197H113L111 196ZM142 195V194H141ZM152 195V194H150ZM163 195V194H162ZM161 195V196H162ZM211 195V194H210ZM209 195V196H210ZM247 195V194H246ZM257 195V194H256ZM7 196V195H6ZM12 196V194H11ZM17 195H15L16 197ZM92 196V195H91ZM94 196V195H93ZM105 196V195H104ZM116 196V195H115ZM160 196V195H159ZM184 196V195H183ZM182 196V197H183ZM236 197V195H234ZM233 196V197H234ZM244 196V195H242ZM20 197V196H19ZM33 197V196H32ZM37 197V196H36ZM40 197V196H39ZM51 197V196H50ZM49 197V198H50ZM62 197V198H63ZM103 197V196H102ZM120 197H123L122 194L120 193ZM165 197V196H164ZM179 197V195H178ZM225 197V195H223V198ZM259 197V196H258ZM262 197V196H261ZM9 198V197H8ZM57 198V197H56ZM63 198V199H64ZM90 198V197H89ZM93 198V197H92ZM109 198V197H108ZM139 198V197H138ZM158 198V196H157ZM163 198V197H162ZM160 198V200L162 199ZM232 198V197H231ZM264 198V197H263ZM10 199V198H9ZM15 199V198H12ZM17 199V197H16ZM22 199V197H21ZM28 199V198H27ZM72 199H76V201H78L81 206V208L79 207L77 209V206L74 207L76 209H72V207H70L69 203L71 202L70 200ZM101 199V197H100ZM121 199V198H120ZM123 199V198H122ZM156 199V198H155ZM178 199V198H177ZM207 199V197H206ZM218 199V197H217ZM228 199V198H227ZM260 199V198H259ZM20 199H17V201ZM26 200V199H25ZM106 200V199H105ZM108 200V199H107ZM110 200V199H109ZM117 200H119L117 198ZM168 200V199H167ZM190 200V199H189ZM203 200V199H202ZM209 200V199H208ZM224 200V199H223ZM261 200V199H260ZM21 201V200H20ZM29 200H27L28 202ZM44 201V200H43ZM91 200L89 199V202ZM101 201V200H100ZM98 201V202H100ZM121 201V200H120ZM148 201V200H146ZM175 201V200H174ZM177 201V200H176ZM199 201V200H198ZM212 201V200H211ZM218 201V200H217ZM247 201V200H246ZM258 201V200H257ZM263 201V200H262ZM7 202V201H6ZM14 202V201H13ZM102 202V201H101ZM125 202V201H124ZM144 202V201H143ZM170 202V201H169ZM216 202V201H215ZM214 202V203H215ZM255 202V201H254ZM3 203V201H2ZM1 203V204H2ZM5 203V202H4ZM83 203V204H82ZM91 203V202H90ZM123 203V200H122ZM139 203V202H138ZM151 203V202H150ZM164 203H166L164 201ZM211 203V202H210ZM260 203V202H259ZM262 203V202H261ZM17 205H19L18 203H16ZM30 204V203H29ZM28 204V205H29ZM108 204V203H107ZM110 204V202H109ZM119 204V203H117ZM149 204V203H148ZM153 204V202H152ZM157 204V203H156ZM206 204V202H205ZM230 204V203H229ZM237 204V203H235ZM252 204V203H251ZM23 205V204H22ZM57 205V204H56ZM61 205V206H62ZM116 205V204H115ZM142 205V204H141ZM170 205V204H169ZM184 205V203H183ZM237 205H241V204H237ZM246 205V204H245ZM248 205V204H247ZM257 205V204H256ZM21 206V205H20ZM40 206V205H39ZM110 206V205H109ZM119 206V205H118ZM137 206V205H136ZM229 206V205H228ZM232 206V205H231ZM234 206V204H233ZM258 206H260V204H258ZM264 207V205H261ZM5 207V206H4ZM8 207V206H7ZM14 207V206H13ZM22 207V206H21ZM29 207V206H28ZM67 207V208H66ZM124 206H122L123 209ZM141 207V206H140ZM163 207V206H162ZM180 207V206H179ZM230 207V206H229ZM249 207V206H247ZM253 207V205L251 206ZM262 207V208H263ZM146 208V207H145ZM258 208V207H257ZM19 209V208H17ZM37 209V208H36ZM131 209V207H130ZM140 209V208H139ZM151 209V208H150ZM149 209V210H150ZM160 209V208H159ZM222 209V208H221ZM254 209V208H253ZM11 210V209H10ZM16 210V209H15ZM32 210V209H31ZM34 210V208H33ZM213 210V209H212ZM230 210V209H229ZM250 210V209H249ZM261 210V209H259ZM258 210V211H259ZM26 211V210H25ZM24 211V212H25ZM125 210H123L124 212ZM131 211L133 212V210L131 209ZM135 211V210H134ZM138 211V210H137ZM136 211V213H137ZM210 211V210H208ZM12 212V211H11ZM175 212V211H174ZM180 212V211H179ZM205 212V209H204ZM207 212V211H206ZM211 212V211H210ZM217 212V211H216ZM223 212V211H222ZM122 213V211H121ZM120 213V214H121ZM128 213V211H127ZM126 213V214H127ZM182 213V212H181ZM180 213V214H181ZM254 210H253V214H254ZM30 214V213H29ZM36 214V213H35ZM130 214V213H129ZM177 214V213H176ZM179 214V215H180ZM196 214V213H195ZM201 214V213H200ZM203 214V213H202ZM222 214V213H221ZM251 214V215H253ZM259 214V213H256ZM165 215V214H164ZM190 215V214H189ZM217 215V214H216ZM124 216V215H123ZM126 216V215H125ZM124 216V217H125ZM130 216V215H128ZM132 216V215H131ZM140 216V215H139ZM144 216V215H143ZM206 216V215H205ZM221 216V215H220ZM226 216V215H225ZM260 216V215H258ZM261 216H263L261 214ZM9 217V216H8ZM30 217V216H29ZM187 217V216H186ZM216 217V216H215ZM247 217V216H246ZM254 217V216H253ZM252 217V218H253ZM257 217V216H256ZM28 218V217H27ZM31 218V217H30ZM34 218V217H33ZM122 218V217H121ZM130 218V217H128ZM136 218V217H135ZM152 218V217H151ZM159 218V217H158ZM182 218V217H181ZM230 218V217H229ZM249 218V217H248ZM153 219V218H152ZM168 219V217H167ZM215 219V218H214ZM222 219V218H221ZM242 219V218H241ZM25 220V219H24ZM27 220V219H26ZM36 220V218H35ZM39 220V221H40ZM141 220V219H140ZM173 220V219H172ZM206 220V219H205ZM254 220V219H253ZM259 220V219H257ZM13 221V219H12ZM30 221V219H29ZM124 222V219L122 220ZM158 221V220H157ZM189 221V220H188ZM209 221V220H208ZM241 221V220H240ZM245 221V220H244ZM26 222V221H25ZM35 221H30V225L31 223H33ZM144 222V221H143ZM177 222V221H176ZM222 222V221H221ZM20 223V222H19ZM18 223V224H19ZM153 223V222H152ZM175 223V222H174ZM183 223V222H182ZM209 223V222H208ZM223 223V222H222ZM225 223V222H224ZM233 223V222H232ZM258 223V222H257ZM22 224V223H21ZM29 224V223H28ZM206 224V223H205ZM263 224V223H262ZM7 225V224H6ZM123 225V224H121ZM120 225V226H121ZM130 225V224H129ZM153 225V224H151ZM222 225V224H221ZM242 225V224H241ZM260 225V224H259ZM264 225V224H263ZM262 225V226H263ZM13 226V225H12ZM21 226V225H20ZM25 226V225H24ZM23 226V227H24ZM126 226V225H124ZM228 226V225H227ZM233 226V225H232ZM261 226V225H260ZM11 227V226H10ZM17 227V226H16ZM22 227V226H21ZM42 227V226H41ZM123 227V226H122ZM169 227V225L167 226ZM178 227V226H177ZM195 227V224H194ZM211 227V226H210ZM7 228V227H6ZM102 228V227H101ZM99 228V229H101ZM128 228V226H127ZM147 228V227H146ZM170 228V227H169ZM215 228V227H214ZM264 228V227H263ZM121 229V228H120ZM143 229V228H142ZM175 229V228H174ZM29 230V229H28ZM42 230V229H41ZM124 230V229H123ZM163 230V229H162ZM167 230V229H165ZM206 230V229H205ZM216 230V229H214ZM9 231V230H8ZM27 231V230H26ZM33 230H31L32 232ZM126 231V229H125ZM169 231V230H168ZM185 231V230H184ZM183 231V232H184ZM14 232V231H13ZM103 232V231H102ZM105 232V231H104ZM122 232V231H121ZM127 232V231H126ZM155 232V231H154ZM161 232V230H160ZM202 232V230L200 231V233ZM37 233V232H36ZM46 233V232H45ZM131 233V232H130ZM164 233V232H163ZM182 233V232H181ZM187 233V232H186ZM189 233V232H188ZM212 233V232H211ZM248 233V231H247ZM263 233V232H262ZM15 234V233H14ZM33 234V232H32ZM31 234V235H32ZM101 234V233H100ZM5 235V234H4ZM24 235V234H23ZM40 235V234H39ZM125 235V234H123ZM122 235V236H123ZM139 235V234H138ZM158 235V233H157ZM161 235V234H160ZM11 236V235H10ZM13 236V235H12ZM45 236V235H44ZM137 236V235H136ZM155 236V235H154ZM213 236V235H212ZM264 236V235H263ZM20 237V236H17ZM46 237V236H45ZM188 237V236H187ZM191 237V236H190ZM119 238V237H118ZM162 238V237H161ZM164 238V236H163ZM197 238V237H196ZM254 238V237H253ZM15 239V238H14ZM36 240V238H34ZM32 238V240H34ZM111 239V240H112ZM126 239V236H125ZM124 239V240H125ZM141 239V238H140ZM139 239V240H140ZM157 239V238H156ZM160 239V238H158ZM157 239V240H158ZM168 239V238H167ZM190 239V238H189ZM47 240V239H46ZM121 240V239H120ZM147 240V239H146ZM154 240V239H153ZM152 240V241H153ZM162 240V239H161ZM160 240V241H161ZM166 240V239H165ZM192 240V238H191ZM194 240V239H193ZM192 240V242H193ZM196 240V239H195ZM203 240V239H202ZM244 240V239H243ZM249 240V238H248ZM254 240V239H253ZM261 240V239H260ZM38 241V240H37ZM127 241V240H125ZM142 241V240H141ZM144 241V240H143ZM163 241V240H162ZM183 241V240H182ZM212 241V240H211ZM262 241V240H261ZM18 242V241H17ZM24 242V240H23ZM151 242V241H150ZM149 242V243H150ZM158 242V241H157ZM181 242V241H180ZM191 242V243H192ZM201 242V241H200ZM250 242V241H249ZM30 243V242H29ZM28 243V244H29ZM118 243V242H116ZM126 243V242H125ZM189 243V245L191 244ZM210 243V242H209ZM251 243V242H250ZM253 243V241H252ZM22 244V243H21ZM121 244V243H120ZM119 244V245H120ZM138 244V243H137ZM199 244V243H198ZM19 245V244H17ZM43 245V244H42ZM139 245V244H138ZM142 245V244H141ZM140 245V246H141ZM148 245V244H147ZM183 245V244H182ZM197 245V244H196ZM220 245V244H219ZM230 245V244H229ZM26 246V245H25ZM28 246V245H27ZM127 246V245H126ZM126 246L125 248L121 247V249H125L126 251ZM129 246V245H128ZM127 246V247H128ZM217 246V245H216ZM20 247V245H19ZM187 247V246H186ZM222 247V246H221ZM220 247V248H221ZM226 247V246H224ZM258 247V246H257ZM117 248V247H116ZM154 248V247H153ZM184 248V247H183ZM211 248V247H210ZM219 248V247H218ZM251 248V247H250ZM255 248V247H253ZM20 249V248H19ZM25 249V248H24ZM30 249V248H29ZM32 249V248H31ZM30 249V251H31ZM119 248V250H121ZM129 249V247H128ZM143 249V248H141ZM146 249V248H145ZM156 249V248H154ZM185 249V248H184ZM204 249V248H203ZM229 249V248H228ZM130 250V249H129ZM132 250V248H131ZM147 250V249H146ZM153 250V249H152ZM206 250V249H205ZM233 250V249H232ZM245 250V249H244ZM122 251V250H121ZM120 251V252H121ZM133 251V250H132ZM154 251V250H153ZM190 251V250H189ZM197 251V250H196ZM204 251V250H203ZM208 251V250H207ZM211 252V250H209ZM248 251V250H247ZM246 251V252H247ZM251 251V250H250ZM25 252V251H24ZM28 252V251H27ZM33 252V250H32ZM124 252V251H123ZM143 252V251H141ZM168 252V251H167ZM187 252V251H186ZM216 252V251H215ZM214 252V253H215ZM218 252V251H217ZM225 252V251H224ZM252 252V251H251ZM15 253V252H14ZM131 253V251H130ZM212 253V252H211ZM230 253V252H229ZM249 253V252H248ZM19 254V252H18ZM118 254V253H117ZM124 254V253H123ZM132 254V253H131ZM193 254V253H192ZM191 254V255H192ZM198 254V253H197ZM220 254V253H219ZM243 254V253H242ZM251 254V253H250ZM24 255V254H22ZM21 255V256H22ZM121 255V253H120ZM139 255V254H138ZM137 255V256H138ZM240 255V254H239ZM246 255V253H245ZM27 256V254H26ZM30 256H34V255H30ZM36 256V255H35ZM119 256V255H118ZM128 256V255H127ZM136 256V257H137ZM142 255H139L138 258L136 259V264H141V257ZM213 256V255H212ZM216 256V255H215ZM214 256V257H215ZM231 256V255H230ZM242 258V255H240ZM23 257V256H22ZM28 257V256H27ZM37 257V256H36ZM35 257V258H36ZM43 257V256H41ZM63 257H65V262L62 260ZM123 257V255H122ZM121 257V258H122ZM130 257V256H129ZM156 257V256H155ZM161 257V256H160ZM186 257V256H185ZM196 256H194L195 258ZM213 257V258H214ZM224 258V256H221ZM232 257V256H231ZM236 257V256H235ZM244 257V256H243ZM253 258V255L250 256ZM40 258V255H39ZM44 258V257H43ZM120 258V259H121ZM133 258V257H132ZM205 258V257H204ZM218 258V257H216ZM229 258V257H226ZM238 258V257H237ZM246 258V256H245ZM244 258V261H246ZM27 259V258H26ZM31 259V258H29ZM33 259V258H32ZM129 259V258H128ZM154 259V258H153ZM183 259V258H182ZM114 260V259H113ZM119 260V257H118ZM130 260V259H129ZM133 260V259H132ZM189 260V259H188ZM206 260V259H205ZM230 260V259H228ZM242 260V259H241ZM253 260V259H252ZM257 260V259H256ZM259 260V259H258ZM19 261V260H17ZM35 261V260H34ZM51 261V260H49ZM68 261V263H67ZM116 261V258H115ZM216 261V260H215ZM222 261H224L222 259ZM232 261V259H231ZM239 259H233V263L234 264H239ZM243 261V260H242ZM264 261V260H263ZM43 262V261H42ZM129 262V261H128ZM154 262V261H153ZM157 262V261H156ZM220 262V261H218ZM229 262V261H228ZM262 262V261H261ZM261 262H259L261 264ZM118 263V262H117ZM116 263V264H117ZM133 263V262H132ZM182 263V262H181ZM190 263V262H189ZM230 263V262H229ZM23 264V263H21ZM125 264V261H124ZM147 264V263H146ZM155 264V263H154ZM185 264V263H184ZM224 264V263H223ZM226 264V263H225ZM262 264H264V262H262Z\"/></svg>", "mask_w": 264, "mask_h": 264}]
</instances>
